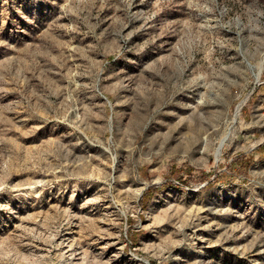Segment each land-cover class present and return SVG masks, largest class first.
I'll return each mask as SVG.
<instances>
[{"label":"rangeland","instance_id":"obj_1","mask_svg":"<svg viewBox=\"0 0 264 264\" xmlns=\"http://www.w3.org/2000/svg\"><path fill=\"white\" fill-rule=\"evenodd\" d=\"M263 59L264 0H0V264H264Z\"/></svg>","mask_w":264,"mask_h":264},{"label":"bare ground","instance_id":"obj_2","mask_svg":"<svg viewBox=\"0 0 264 264\" xmlns=\"http://www.w3.org/2000/svg\"><path fill=\"white\" fill-rule=\"evenodd\" d=\"M263 63H264V59H263ZM239 112V109L237 110V113ZM227 138L226 137H224L223 138V140L221 141V144H223V142L226 140ZM221 146V145H220ZM218 151H219V149H218Z\"/></svg>","mask_w":264,"mask_h":264},{"label":"water","instance_id":"obj_3","mask_svg":"<svg viewBox=\"0 0 264 264\" xmlns=\"http://www.w3.org/2000/svg\"><path fill=\"white\" fill-rule=\"evenodd\" d=\"M222 145V144H221Z\"/></svg>","mask_w":264,"mask_h":264}]
</instances>
